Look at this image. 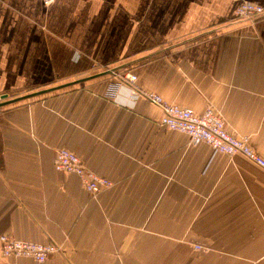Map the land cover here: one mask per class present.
Here are the masks:
<instances>
[{
	"label": "crops",
	"instance_id": "1",
	"mask_svg": "<svg viewBox=\"0 0 264 264\" xmlns=\"http://www.w3.org/2000/svg\"><path fill=\"white\" fill-rule=\"evenodd\" d=\"M250 1L263 11L242 20L237 0H0V233L57 248L0 264H264V165L190 143L143 96H104L132 72L166 102L211 104L264 160ZM61 146L112 183L91 196L53 167Z\"/></svg>",
	"mask_w": 264,
	"mask_h": 264
},
{
	"label": "built area",
	"instance_id": "2",
	"mask_svg": "<svg viewBox=\"0 0 264 264\" xmlns=\"http://www.w3.org/2000/svg\"><path fill=\"white\" fill-rule=\"evenodd\" d=\"M41 1L47 4L52 0ZM235 11L239 19L247 20L259 15L263 11V6L250 0H237ZM108 82L109 86L104 93L105 97L131 106L138 96H143L160 109L158 124L184 132L188 135L190 143L204 142L215 150L226 154L239 152L254 162L264 165L263 158L250 147L246 136L237 135L228 130L221 115L211 104H206L201 111L197 112L186 106L166 102L160 94L139 88L136 85V75L128 71L112 73V78ZM122 93L125 95V99L120 100L118 96ZM52 164L57 170L72 172L78 176L84 189L91 196L112 183L105 176L86 166L82 158L67 147L55 148ZM194 247L204 249L200 244H194ZM56 249V246L49 242L40 243L18 239L0 233V254L3 256H27L37 262H42L48 253Z\"/></svg>",
	"mask_w": 264,
	"mask_h": 264
},
{
	"label": "water",
	"instance_id": "3",
	"mask_svg": "<svg viewBox=\"0 0 264 264\" xmlns=\"http://www.w3.org/2000/svg\"><path fill=\"white\" fill-rule=\"evenodd\" d=\"M1 96H5V94H2Z\"/></svg>",
	"mask_w": 264,
	"mask_h": 264
}]
</instances>
